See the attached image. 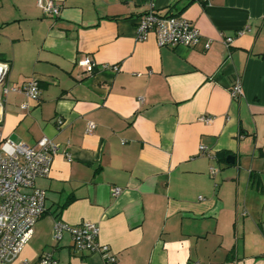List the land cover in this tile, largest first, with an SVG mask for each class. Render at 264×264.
<instances>
[{"label":"crops","instance_id":"obj_1","mask_svg":"<svg viewBox=\"0 0 264 264\" xmlns=\"http://www.w3.org/2000/svg\"><path fill=\"white\" fill-rule=\"evenodd\" d=\"M54 1L58 17L37 0H0L6 84L36 79L41 92L36 101L3 98L1 141L35 146L45 136L61 149L50 176L36 181L46 213L12 264H38L44 254L103 264L99 253L76 252L69 234L56 241V220L96 223L113 264H264V0ZM150 9L189 20L201 42L137 41ZM223 36L234 37L229 49ZM85 57L96 63L91 74L78 64Z\"/></svg>","mask_w":264,"mask_h":264},{"label":"built area","instance_id":"obj_2","mask_svg":"<svg viewBox=\"0 0 264 264\" xmlns=\"http://www.w3.org/2000/svg\"><path fill=\"white\" fill-rule=\"evenodd\" d=\"M38 7L45 15L58 17L61 6L54 0H37ZM245 30L238 31L237 35L244 34ZM136 40L146 41L154 35L159 47L176 48L185 46L196 47L201 42V34L195 25L181 16L162 15L154 10H148L141 15L136 26ZM222 42L229 49L234 37L223 36ZM211 41L205 44L206 50ZM86 73H93L96 63L89 57L79 61ZM104 68L108 66L104 65ZM112 69L117 71L118 66ZM9 65L0 62V106L3 98L13 92L21 93L28 100L40 99V87L36 79H31L22 86H9L6 84ZM232 100L238 101L243 96L242 82L237 80L230 90ZM24 108H28L24 104ZM1 121V120H0ZM200 121L210 123L213 117H201ZM64 122L57 121L58 127ZM96 124L89 122L87 134H92ZM1 141V138H0ZM0 264L14 263L29 243L34 234L37 222L46 213V192L36 187V181L48 178L52 171L54 158L61 152L60 147L50 138L42 137L35 146L16 144L11 140L0 143ZM200 151L207 154L208 148L200 146ZM70 161V155L65 153ZM210 156V155H209ZM216 167L210 168V176L218 174ZM122 189L116 187L112 195L118 197ZM65 234H69L73 246L78 253H99L103 264H113L116 257L107 245L99 242V226L91 221H83L79 225L70 226L60 220L54 223V239L60 241ZM38 264H59L51 254L40 257ZM199 264V263H194Z\"/></svg>","mask_w":264,"mask_h":264},{"label":"trees","instance_id":"obj_3","mask_svg":"<svg viewBox=\"0 0 264 264\" xmlns=\"http://www.w3.org/2000/svg\"><path fill=\"white\" fill-rule=\"evenodd\" d=\"M180 1H186V6H189V5L193 4L194 2H201V3H204V2H205V0H180ZM165 15H169V16H179V14L171 13V11H170V12H167V14H165ZM221 156H222L223 158H220ZM228 157H229V156H226L225 153H221V154L218 155V158H220V159H219L220 161H221V160L224 161L226 158H227V160H228ZM63 207H64V206H63ZM56 218H58V217H56Z\"/></svg>","mask_w":264,"mask_h":264},{"label":"water","instance_id":"obj_4","mask_svg":"<svg viewBox=\"0 0 264 264\" xmlns=\"http://www.w3.org/2000/svg\"><path fill=\"white\" fill-rule=\"evenodd\" d=\"M232 158H233V157H231V156L228 157V159H231V162H232ZM229 161H230V160H229Z\"/></svg>","mask_w":264,"mask_h":264}]
</instances>
